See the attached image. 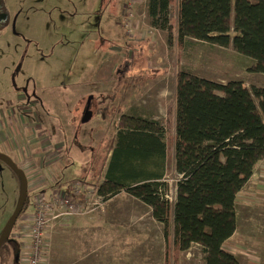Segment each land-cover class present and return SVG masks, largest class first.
Returning a JSON list of instances; mask_svg holds the SVG:
<instances>
[{"label": "rangeland", "instance_id": "1", "mask_svg": "<svg viewBox=\"0 0 264 264\" xmlns=\"http://www.w3.org/2000/svg\"><path fill=\"white\" fill-rule=\"evenodd\" d=\"M2 1L9 19L0 33V105L5 109L6 101H11L14 105L9 107L16 111L17 102L24 98L20 104L26 110L21 113H27L38 127L31 133L29 127H2L0 123V133L13 136L15 144L25 147L29 143L30 157L53 136L63 141V150L48 153L52 164L49 158L23 162L20 167L30 178L27 209L33 208L38 192L53 188L67 192L80 179L87 184L81 183L87 187L82 193L88 198L89 190L96 194L104 179L94 182L91 176L98 166L108 168L110 157L107 160L105 155L110 139L127 116L157 121L163 127L169 149L160 193L172 205L181 178L170 147L176 73L184 71L222 84L241 80L248 89L264 86V75L248 73L250 62L231 47L189 39L179 51L175 35L150 26L146 0ZM175 12L174 6L169 8L173 26ZM127 20H131L129 37L124 26ZM86 109L90 114L85 115ZM22 134L32 135L33 144ZM44 147L40 153L46 157L50 146ZM20 154L25 157V152ZM260 170L264 171V163ZM258 172L254 185H247L237 196V233L224 245L238 264H264V172L261 176ZM255 191L259 192L256 196ZM94 194L89 200L92 204ZM19 197L17 177L0 162V234ZM113 197L98 206L87 203L88 213L54 219L48 231L46 264H165L162 225L146 206L126 194L108 204V209L105 204ZM259 211L262 215L255 221ZM16 233L17 226L12 237ZM256 234L263 236L261 242ZM178 264H205L201 248L193 244L180 255Z\"/></svg>", "mask_w": 264, "mask_h": 264}, {"label": "trees", "instance_id": "2", "mask_svg": "<svg viewBox=\"0 0 264 264\" xmlns=\"http://www.w3.org/2000/svg\"><path fill=\"white\" fill-rule=\"evenodd\" d=\"M145 6L150 26L175 35L179 51L189 39L231 47L250 62L248 73L264 75V0H146ZM172 6L174 26L168 20ZM166 137L157 121L125 117L99 194L105 201L125 191L151 208L163 227L165 264H178L193 244L201 248L205 264H238L223 244L236 230L237 196L264 160V88L176 73L170 147L181 178L172 205L160 193L163 183L148 181L164 176ZM125 178L147 182L128 185ZM29 205L30 199L23 210ZM13 250L18 255V244Z\"/></svg>", "mask_w": 264, "mask_h": 264}, {"label": "built area", "instance_id": "3", "mask_svg": "<svg viewBox=\"0 0 264 264\" xmlns=\"http://www.w3.org/2000/svg\"><path fill=\"white\" fill-rule=\"evenodd\" d=\"M127 7V5L125 6ZM128 8H124V11ZM131 24V20L125 22V28ZM127 37L131 36L127 28ZM264 163V160L262 161ZM29 181V175L26 176ZM83 184V183H82ZM81 182L67 187V192L56 189H49L48 192L40 191L34 196V204L32 209L25 210L18 222L17 233L20 238H13L18 241V264H46L49 248V227L54 219L68 216H78L88 213L86 204L90 206H98L103 201V196L95 191L96 194L89 190V198L81 190L87 184ZM31 186L28 183V186ZM87 188V187H86ZM95 188V187H94ZM80 189V192H79ZM95 190V189H94ZM95 196V202L92 204L89 200ZM56 211V214L52 212Z\"/></svg>", "mask_w": 264, "mask_h": 264}, {"label": "crops", "instance_id": "4", "mask_svg": "<svg viewBox=\"0 0 264 264\" xmlns=\"http://www.w3.org/2000/svg\"><path fill=\"white\" fill-rule=\"evenodd\" d=\"M142 41H145V39H143ZM255 75H257V74H255ZM238 81H241V80H238ZM242 82V81H241ZM244 86V85H243ZM245 87V86H244ZM254 87H257V88H264V86H254ZM247 88V87H246ZM19 97V96H18ZM21 99V98H20ZM24 101V98L23 99H21L20 100V102H17L18 103V105H19V107H17L16 108V111L15 110H11L10 109V107H9V105L10 104H12V102L11 101H6V103H7V105H8V107H6L5 109L3 108V106H1L0 105V123H2V127H5V125L4 124H6V126H8V127H10V126H12V127H15L16 128V126L17 127H21L22 129H23V127H29V128H31V133H34V123L31 121V120H29V118H28V115H26L27 113H21L23 110H26L25 109V107H22L21 105L22 104H20V103H22ZM16 104V103H15ZM12 105H14V104H12ZM18 109V110H17ZM17 111H18V113H17ZM135 111V110H134ZM6 112H7V114H6ZM127 117H135V116H127ZM136 117H139V116H136ZM139 118H142V117H139ZM143 119H146V118H143ZM11 121V123H10V121ZM148 120H150V119H148ZM6 122V123H5ZM4 123V124H3ZM10 125V126H9ZM26 125V126H25ZM38 126H36V128H37ZM35 128V129H36ZM0 130H1V128H0ZM2 131V130H1ZM7 132V131H6ZM116 132H117V130L115 131V134H116ZM8 133V132H7ZM40 133H45V132H40ZM59 133L58 132H56V135H58ZM37 135H39V133H37ZM45 135V134H44ZM21 137H23L27 142H30L31 140H32V135H30L29 137H25L23 134L21 135ZM52 140H47V143L45 144V145H43L42 147H40V146H37L38 148H39V150L37 149L33 154H31V157L29 156L30 155V151H29V143H28V145L27 146H23V144H15V143H13V141L15 140V141H17V139H14L13 138V136H7V134H3L2 132L0 133V150H1V152H3V153H5V154H7V155H10L13 159H14V161L20 166V167H23V162L24 163H38V162H43V161H46V160H48L49 158V160H48V162H49V164H52L54 161H51V158L52 157H49L48 156V153H50V155H52V151L53 152H55V151H58V150H63V147H62V145H63V141H62V139L61 140H59V139H57V138H55V136H53L52 138H51ZM112 142V144H109V146H108V151H107V154L108 153H111V151H112V148H114V144H115V141H114V137L112 138V139H110ZM46 142V141H45ZM31 143V142H30ZM31 144H33V142L31 143ZM39 144V143H38ZM50 146V148L49 149H47L46 150V153H44V154H46V157H43L44 155L42 154L41 155V153H40V151L41 150H44L45 149V147L44 146ZM41 149V150H40ZM171 149H172V152H173V147L171 146ZM32 150H33V148H32ZM50 150H52L51 152H50ZM21 152H25V157L22 155V154H20ZM105 155V158L108 160L109 159V157L110 156H108V155ZM262 165V162L257 166V168L255 169V171H254V173H253V175L251 176V178L249 179V181L246 183V185L244 186V188L247 186V185H251V186H253L254 185V181H255V179H254V177H255V175L257 174V172H258V175L259 176H261V175H263V170L261 171L260 170V166ZM105 168H106V165H104V167H103V169L101 170V172H97V175L96 176H91V179L94 181V182H96L97 180V178L98 177H101V178H99V179H104L103 177H104V175H105ZM93 174V173H92ZM28 175V174H27ZM26 175V176H27ZM94 175V174H93ZM164 177V176H163ZM163 179V178H162ZM162 179L161 180H156V179H150V180H148L149 182H157V181H159V182H162ZM92 180H90V181H92ZM122 181H124L125 183L124 184H131V185H134V184H138V183H143V182H147V181H142V180H137V181H135V182H129L128 181V179H123ZM243 188V189H244ZM242 189V190H243ZM241 190V191H242ZM122 192V191H121ZM119 193V194H117V195H115L112 199H110L106 204H105V206L107 205L108 206V209H111V208H109L110 206V204L112 203V202H117L116 200L121 196V194H126L127 196H129V197H131V198H133L134 199V201H136L138 204H140V205H144V206H146L145 204H143L142 202H140L139 200H137V199H135L134 197H132L131 195H129V194H127V193ZM259 192H257V191H255V192H252V194L253 195H255V194H258ZM256 196V195H255ZM255 199H256V197H255ZM256 200H258V199H256ZM109 204V205H108ZM253 204H255V201L253 202ZM257 206V205H256ZM258 206H261V205H259L258 204ZM147 208H148V210L150 211V213H151V208L150 207H148V206H146ZM263 207V206H262ZM260 214V215H259ZM236 215H237V211H236ZM259 215V216H258ZM262 215V211H259V212H257V214L255 215V218H256V220L255 221H257V218L258 217H260ZM152 216V215H151ZM153 218V217H152ZM237 218H238V215H237ZM154 220V219H153ZM259 224V223H258ZM258 224H256V225H258ZM259 226V225H258ZM264 232V231H263ZM236 233H237V223H236V230H235V232H234V234H233V236L231 237V238H229L224 244H223V249H224V245L230 240V239H232V238H234V236L236 235ZM256 239H257V241H259V242H261L262 240H263V236H261V234H256Z\"/></svg>", "mask_w": 264, "mask_h": 264}, {"label": "flooded vegetation", "instance_id": "5", "mask_svg": "<svg viewBox=\"0 0 264 264\" xmlns=\"http://www.w3.org/2000/svg\"><path fill=\"white\" fill-rule=\"evenodd\" d=\"M9 11H8V7L5 5V3L0 0V33L1 31L6 27V25L8 24V19H9ZM27 101V100H26ZM4 124V123H3ZM6 125V124H4ZM0 154H3L5 156H7L12 162L13 164L20 170H22L20 168V166L14 161V159L10 156V155H7L3 152L0 151ZM2 162V161H0ZM3 163V162H2ZM7 166V165H6ZM11 169V168H10ZM12 170V169H11ZM13 171V170H12ZM23 171V170H22ZM13 173L15 174V176L17 177V181H18V188H19V192L21 194V182H20V178L19 176L17 175V173H15L13 171ZM23 173L25 174V172L23 171ZM27 174H25V177H26ZM27 178V177H26ZM27 185H28V181H27ZM29 193H28V186H27V198H26V201H25V204L27 202L28 199H30L29 197ZM20 198V197H19ZM17 204V203H16ZM16 207V205H15ZM14 207V209H15ZM25 207V206H24ZM23 207V209H24ZM27 209V208H26ZM25 209V210H26ZM25 210H22V212L20 213L18 219L20 218V216L22 215V213L25 211ZM18 219L16 220L15 224L13 225V227L10 229L5 241L3 242L1 248H0V259L4 256H5V259H3L2 261V264H15V263H19V257L18 255H13L14 254V250H13V246L14 244H18L17 241L12 237V230L13 228L16 226L17 222H18Z\"/></svg>", "mask_w": 264, "mask_h": 264}, {"label": "water", "instance_id": "6", "mask_svg": "<svg viewBox=\"0 0 264 264\" xmlns=\"http://www.w3.org/2000/svg\"><path fill=\"white\" fill-rule=\"evenodd\" d=\"M87 114H90L88 109H86V112H85V115H87ZM0 161H2L5 165H7L9 168H11L15 173H17V175L20 178V182H21L20 198L16 204V207H15L12 215L9 217L8 221L4 225L2 232L0 234V248H1L3 242L5 241L7 235L10 231V229L15 224L16 220L18 219L20 213L23 210V207L25 206V201L27 198V186L28 185H27V178L25 177V174L23 173V171L18 169L7 156L0 154Z\"/></svg>", "mask_w": 264, "mask_h": 264}]
</instances>
